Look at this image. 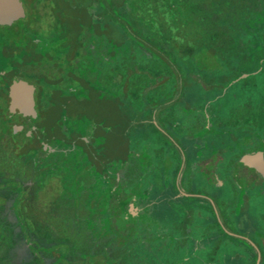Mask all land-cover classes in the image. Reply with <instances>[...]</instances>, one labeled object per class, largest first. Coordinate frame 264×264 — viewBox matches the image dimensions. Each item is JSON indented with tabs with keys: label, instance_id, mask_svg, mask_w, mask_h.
<instances>
[{
	"label": "rangeland",
	"instance_id": "rangeland-1",
	"mask_svg": "<svg viewBox=\"0 0 264 264\" xmlns=\"http://www.w3.org/2000/svg\"><path fill=\"white\" fill-rule=\"evenodd\" d=\"M23 1L26 17L0 25V71L17 64L18 75L40 81V117L31 121L35 136L73 153L48 148L52 153L44 156L41 142L33 139L14 146L0 88V148L18 157L0 158V264H102L98 252L84 246L86 226L124 245L113 250L120 259L109 264H264V184L248 182L234 168L230 175L238 187L232 194L222 160L241 154L256 139L249 123L253 115L264 119V58L254 75L217 81L212 70L221 61L212 50L177 61L147 41L155 34L147 24L149 0ZM83 43L97 51L85 53ZM150 53L159 59L148 60ZM207 110L212 122L216 113L236 121L216 124L207 134L202 122ZM237 112L240 119L234 117ZM259 145L264 150V143ZM198 158L207 163H196ZM24 162L37 166L33 194L16 204L27 244L15 242L19 233L12 236L9 226L15 222L2 212L16 197L7 190L11 181L31 182ZM132 168L139 182L125 187L118 173H134ZM189 174L201 195L185 200L182 211L173 196L183 192ZM132 192L146 209L139 224L135 215L126 220L119 212ZM100 219L103 226L97 228ZM71 223L76 231H68ZM142 239L149 250H141Z\"/></svg>",
	"mask_w": 264,
	"mask_h": 264
},
{
	"label": "trees",
	"instance_id": "trees-1",
	"mask_svg": "<svg viewBox=\"0 0 264 264\" xmlns=\"http://www.w3.org/2000/svg\"><path fill=\"white\" fill-rule=\"evenodd\" d=\"M146 4L150 14L147 18L149 33L153 31L155 33L149 35L147 41L157 49L163 48L162 53L166 56L169 54L171 60L192 61L193 52L212 50L221 61L219 67L212 70L213 77L217 78V81H229V83L244 74L248 66L259 65L255 70L248 72L249 76L258 73L263 66L262 61V65L260 64V59L264 58V0H149V4ZM167 9L170 13L163 11ZM147 59H159V56L150 53ZM195 66L199 72L201 66L198 61ZM213 82L209 85L214 84ZM212 103L213 101H210L209 105ZM208 113L210 119L202 120L203 130L207 134L213 132V126L215 125L216 128V124L223 122L222 126H225L236 121L216 113L215 122H212L210 111ZM261 116H263L262 112ZM234 117L241 118L238 112ZM255 118L256 115H253V120L249 123H252L249 134L256 139L244 151L261 149L259 144L264 143V133L259 131L264 130L260 129L264 119L260 116ZM43 155L46 153L43 152ZM98 222L99 227H102V220ZM87 229L89 230V227ZM100 238L102 241L104 236L100 235ZM101 244L103 246L101 255H104L101 258L102 264H109L110 259L116 258L115 255L111 256L110 251L116 249L118 252L124 247L123 244L117 245L114 240L109 243L102 241ZM124 254V256L128 255Z\"/></svg>",
	"mask_w": 264,
	"mask_h": 264
},
{
	"label": "flooded vegetation",
	"instance_id": "flooded-vegetation-1",
	"mask_svg": "<svg viewBox=\"0 0 264 264\" xmlns=\"http://www.w3.org/2000/svg\"><path fill=\"white\" fill-rule=\"evenodd\" d=\"M90 46H91L90 43H83V48L85 50V53L86 52H89V53L91 52L93 54L91 49L94 50V51H97L95 46H92V48ZM100 52L103 55L102 56L103 59L105 61H108L107 59H109V56L106 55V52L104 50H101ZM8 65H10V66L5 67L6 69H3L2 71H0V76H1L0 88H3L2 94L5 97V101H6V106H5V114L6 115H5V117H7V119H6L7 123L9 125L10 130L12 132V135L14 137V143H15L14 146H18V147H20L22 145L24 146L23 142H26L28 139H33L34 141H37L39 144L41 142L40 147H42V148H40V151L42 149L44 150L43 152L46 153V155H44V156H50L51 153H52V152H50L48 150V145L53 147L54 149H56L55 151H53L55 153H58V152L59 153H61V152H72L73 153L72 148H68L67 146H61L62 144H59V143L57 144V142H53V141H50V142L48 141L47 142L45 139L37 138L35 136V130H37V129H35L36 127L33 126V123L31 121L35 120V119L37 120L40 117V113L38 111L37 96H38L39 92L42 91V84L35 77L34 78L31 77L30 79H26L23 76L18 75L15 72V69H14V68H18V66H16L17 64L16 65L8 64ZM15 77H21L23 80H25L29 84H32V85L35 86V88H34V100H35V110L37 112L36 116L25 115L19 109L12 107V98H11L10 88H11L12 82H13ZM14 117H19V120L17 121L16 118H14ZM21 136L25 137L22 141L19 140V138ZM70 145H72V142L70 143ZM16 155H17L16 152L15 153H13V152L8 153L7 150H3V149L0 148V158H2L4 160H8L9 158H10V160L14 159V158H18ZM201 158H203V157H201ZM198 159H199V162H200V158H198ZM205 159L206 158L202 159V161H204ZM26 164L27 163L24 162V166H22V168L24 169V171H28L29 170L31 172V175H32L31 182H29L28 185H25V184H21V183L16 182V181H11L10 184H13V188H8L7 190H9L10 192L14 193L16 195V197L12 200L13 201L12 203H7L6 206L4 205V207L2 209V212L5 213V215H3L4 219H6V221L15 222L16 224H17L18 221H20V215L16 214V204L19 202V200H21L20 198H25L29 194H33V190L36 188V186H35V176H36V173H37V171H36V167L37 166H35L34 163L29 164V165H26ZM235 167L238 168V171H240V173L242 172L243 175L248 177V180L249 179L252 180L253 178H256V175H258V172H257V170L255 168L246 166L244 164L240 165L238 163V164H236ZM235 167L233 165V167H230L231 168L230 170L233 172ZM130 174L132 176H130ZM134 174H135V170H134V173L130 169L119 171V173H118L119 182L124 184L125 187H127L126 185L128 183H132L133 181H137L133 177ZM188 177H189V181L187 180L186 186L180 187L181 190H183V192H181L179 196L177 194H176L177 196H173V198L175 199L176 203H178L177 209L178 210L180 209L182 211H183V209L186 210L185 207H184L185 200H187L189 198H193V197H198L197 195H201L199 192H196L195 188L192 186L193 181H190V178L192 179L191 174H189ZM215 177L216 176H214V178ZM137 178H138L137 182H139V177H137ZM182 179L184 180V177ZM113 180L115 181L116 177ZM215 181H217L216 178H215ZM181 182H182V180H180V183ZM221 183H223V181ZM263 184H264V182H263ZM57 186H59V184ZM143 192L146 193L147 189L145 191H143ZM138 197H139L138 194H135L133 192L129 193V198L128 197L125 198L124 202L119 207V209H120L119 212L125 214V216L127 217L126 220L127 219H129V220L132 219L134 217L132 215H135L136 217H134L133 221L134 222L137 221V223L139 222L137 218L142 213H144L145 210H146L145 209V205L143 206V204L139 203L140 198H138ZM180 200L182 201V203L180 202ZM89 205L96 206L94 201L93 202L92 201L89 202ZM51 207L52 206L49 205L48 212H49V210H51ZM72 213H73V209L70 212V214H72ZM23 217H24V215H23ZM96 218H99V217L96 215ZM29 221H31V220H29ZM98 221L99 220L96 221L97 222L96 225H97V228H100L99 227L100 224L98 225V223H99ZM15 223L14 224L11 223L9 225L10 227H13V235L12 236H14V234L16 232L19 233L17 235L15 234V236H14L15 237V242L16 241H18V242L19 241H25V243L27 244V240H25L24 238H22L20 236V233L22 232L20 226L18 227V224L16 225ZM128 226H130V225H127L126 229L129 228ZM138 227H139V225H138ZM86 229H87V226H86ZM14 230H15V232H14ZM70 230H75L76 231V227L74 225H72V223L70 224L68 231H70ZM86 238H89L88 239L89 241L84 239L83 243H84V246L87 248V251L96 250L98 252L97 256H99L100 258H102V255H101L102 251L99 250L101 242L105 241L106 243H109L112 240L110 238V235H108V236H104V239H102V241H100L101 238H100L99 234H95L94 230H92L90 228H89V230L87 229ZM33 239H35V238H33ZM31 241L33 242V240H31ZM138 243L141 246V250L142 249L149 250L148 247H150V246H149V244L146 241H144V239H142L141 241H138ZM164 245H165V243H161V246H160V243L157 244V246H159V247H163ZM110 252L112 253V251H110ZM142 252L144 254H147L144 251H142ZM106 254H107V252H106ZM111 256H113V254ZM103 257H104V255H103ZM65 258L67 259V257H65Z\"/></svg>",
	"mask_w": 264,
	"mask_h": 264
},
{
	"label": "water",
	"instance_id": "water-1",
	"mask_svg": "<svg viewBox=\"0 0 264 264\" xmlns=\"http://www.w3.org/2000/svg\"><path fill=\"white\" fill-rule=\"evenodd\" d=\"M26 17V9L23 0H0V25L9 26ZM249 73L242 74L238 79L249 76ZM237 79V80H238ZM234 80L233 82H235ZM35 86L29 84L21 77H15L11 88L12 107L19 109L23 114L36 116ZM48 148L55 151L53 147ZM240 161L249 167L255 168L258 176L264 180V151L258 150L252 153H245Z\"/></svg>",
	"mask_w": 264,
	"mask_h": 264
},
{
	"label": "crops",
	"instance_id": "crops-1",
	"mask_svg": "<svg viewBox=\"0 0 264 264\" xmlns=\"http://www.w3.org/2000/svg\"><path fill=\"white\" fill-rule=\"evenodd\" d=\"M256 73V72H255ZM250 74V73H249ZM248 77V76H247ZM246 78V77H245ZM207 112H208V110H207ZM209 114V113H208ZM207 116H209V115H207ZM205 120V119H204ZM258 150H263V149H249V150H246V151H244V153L243 154H238V155H235V156H231V157H227L226 156V159L224 158V159H222V160H224L223 161V163H224V165H225V167H226V169H225V176H226V178L228 179V185H229V187H230V189H231V191H232V194H235L236 195V193H237V187H238V183H237V178L234 176V175H230V167H233V165L234 166H236V164H240V165H243V163L240 161V159H241V157L245 154V153H252V152H255V151H258ZM264 151V150H263ZM224 157V156H223ZM197 162H199V159L198 160H196ZM196 162V163H197ZM207 163L205 160L204 161H202V159L200 158V162L199 163ZM192 164L194 165V162H192ZM191 164V165H192ZM235 168H237V167H235ZM228 169V170H227ZM234 172V171H233ZM213 179L215 180V178L213 177ZM253 179H255L257 182L258 181H261V183H263L264 182V180L262 179V178H260L258 175H256V178H253ZM252 179V180H253ZM252 180H249L248 182H250V181H252ZM224 183H225V181H224ZM193 185V184H192ZM196 192H199V193H201L200 191H196ZM260 242H263V241H260ZM261 259H262V257H261ZM259 264H261V261L259 262Z\"/></svg>",
	"mask_w": 264,
	"mask_h": 264
}]
</instances>
